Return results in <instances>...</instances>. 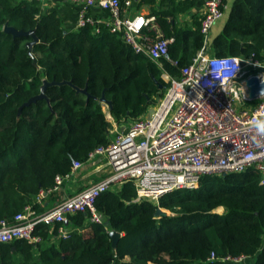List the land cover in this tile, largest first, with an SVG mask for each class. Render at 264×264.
I'll return each mask as SVG.
<instances>
[{"label":"trees","instance_id":"trees-1","mask_svg":"<svg viewBox=\"0 0 264 264\" xmlns=\"http://www.w3.org/2000/svg\"><path fill=\"white\" fill-rule=\"evenodd\" d=\"M136 4L148 6L154 18L142 34L155 38L154 26L172 39L168 54L176 65L135 53L105 24L67 32L57 14L44 13L36 1L0 0V222L13 224L27 207L44 213L43 194L49 204L60 202L64 193L54 190L56 177L111 142L104 108L119 127L144 118L168 86L164 71L178 78L201 51L264 60V0H234L210 45L201 18L190 25L180 20L191 0ZM6 26L33 31L37 42L29 46L32 36L14 37ZM44 81L71 85L50 86L45 99L28 103ZM135 198L131 183L108 191L95 203L101 224L73 215L65 238L59 234L64 223L37 226L42 243L0 244V264H264V185L254 171L204 176L157 206ZM158 208L166 216L156 218ZM111 232L120 235L115 242ZM226 257L246 260L222 262Z\"/></svg>","mask_w":264,"mask_h":264},{"label":"built area","instance_id":"built-area-1","mask_svg":"<svg viewBox=\"0 0 264 264\" xmlns=\"http://www.w3.org/2000/svg\"><path fill=\"white\" fill-rule=\"evenodd\" d=\"M33 1L44 3L46 0ZM64 1L80 7L76 30L87 25L96 28L100 24L89 16L90 10L97 8L109 15V22L105 23L109 30L121 33L135 53L156 63L171 62L168 47L172 39L165 38L154 26L155 38L142 34L145 27L153 24L154 18L126 16L132 0ZM223 11L222 0H204L200 31L206 42L213 26L223 17ZM209 58L217 57L209 51L199 52L190 65L181 68L178 78L164 71L162 77L167 79L168 86L150 116L147 117V112L144 118L121 125L122 130L115 124L111 142L90 155L89 161L98 160L107 168V173L44 213L38 214L27 207L15 217L13 224L0 222V244L16 240L40 244L41 237L34 234L37 226L53 227L79 213L88 215L89 222L101 224L103 218L96 211V200L108 191L120 190L127 183L135 189L134 202L147 201L156 206L169 193L196 187L204 176L254 171L264 185V142L255 143L254 133L248 127V121L264 111V98L250 100L251 87L247 84L255 78L264 84V67L257 66H264V60L239 57L241 62L234 83L244 88V99H235L220 90L219 80H213L210 74L200 76ZM171 63L176 65V62ZM208 81L213 82L211 86ZM201 91L203 99L197 96ZM230 95L235 97L236 93ZM82 165L73 162L68 175L57 176L54 190H60L69 175ZM59 234L65 238L67 230L60 228ZM211 260H215L213 255ZM245 260V257H226L221 261Z\"/></svg>","mask_w":264,"mask_h":264},{"label":"crops","instance_id":"crops-1","mask_svg":"<svg viewBox=\"0 0 264 264\" xmlns=\"http://www.w3.org/2000/svg\"><path fill=\"white\" fill-rule=\"evenodd\" d=\"M13 3H20L22 1H33V0H10ZM136 1L132 0V5L127 10V17L133 18L138 15L149 16V7L141 6L140 9L136 7ZM180 1V0H177ZM193 5L189 12L184 15L180 20L187 22L189 25L193 23L194 20L200 19L203 14L204 0H191ZM160 0H156V5L159 4ZM234 0H224V11L223 17L216 22L210 32V36L208 39V45L211 44L212 39L221 31L223 25L225 24L229 12L231 10V6ZM38 3V2H37ZM39 7L44 13L55 12L60 19L62 28L67 32L76 31V22L78 18V13L80 7L75 4H70L64 0H46L44 3H38ZM89 16L93 21L100 22V24H105L109 22V15L106 12H103L97 8H93L89 12ZM193 26V25H192ZM106 116L108 120L112 123V131L115 129V123L111 116L106 112ZM121 129V127H120ZM122 130V129H121ZM107 173V168L102 166L101 162L89 161L83 164L77 171L71 173L69 178H67L62 184L60 190L63 191L64 195L62 197L64 199L75 195L81 190L85 189L89 185L99 181L105 174ZM43 200L45 211L49 210L53 206H55L58 202L48 203V198L46 195H41ZM64 230L68 231L70 226L68 222L65 224Z\"/></svg>","mask_w":264,"mask_h":264},{"label":"clouds","instance_id":"clouds-1","mask_svg":"<svg viewBox=\"0 0 264 264\" xmlns=\"http://www.w3.org/2000/svg\"><path fill=\"white\" fill-rule=\"evenodd\" d=\"M240 62L241 59L239 57L209 58L205 61L200 76L210 74L213 80H219L220 90L224 91L231 98L244 99V88L234 83V77L239 70ZM257 66L264 67L259 64H257ZM196 83H198V81ZM212 83V81L207 82L208 86H211ZM233 92L236 93L235 97L230 95ZM197 96L203 99L202 91L198 92ZM260 96L264 98V90H261ZM248 127L254 133L252 140L255 143L264 142V111L254 115L253 118L248 121Z\"/></svg>","mask_w":264,"mask_h":264},{"label":"water","instance_id":"water-1","mask_svg":"<svg viewBox=\"0 0 264 264\" xmlns=\"http://www.w3.org/2000/svg\"><path fill=\"white\" fill-rule=\"evenodd\" d=\"M4 31L6 33L12 34L14 37L32 36L34 41L32 43H30L29 46H32L33 44H35L37 42V38L35 37L33 31L21 32V31H18L16 29L12 28V27H8V26L5 27ZM63 84L71 85L70 82H63V83L59 84V83H54V82L53 83H48V82L44 81L42 87L40 88V94L38 96H35V97L31 98L28 103H33V102H36L37 100L45 99L46 98L45 90L48 87L54 86V85H63ZM247 84L249 85V87H251V93L249 95V99L250 100H255V99L261 98L260 92H261V90H264V84H260L259 80L256 79V78L248 81ZM101 101L103 103H105L106 105L110 106V102H106L104 96H102ZM151 113H152V110H149L148 114H147V117H149ZM44 195H46V194H44ZM161 216H163V217L166 216V213L163 212L159 208L156 209L155 217L158 218V217H161ZM66 223H67V221L65 222V224ZM110 236L113 238V240L115 242L116 240H118L120 235L118 233H116V232H111Z\"/></svg>","mask_w":264,"mask_h":264},{"label":"rangeland","instance_id":"rangeland-1","mask_svg":"<svg viewBox=\"0 0 264 264\" xmlns=\"http://www.w3.org/2000/svg\"><path fill=\"white\" fill-rule=\"evenodd\" d=\"M163 79H164L165 82H167V79H166V78L163 77ZM157 102H158V100L156 101V103H157ZM154 106H155V104L152 105V106L149 108V110H152ZM104 111L107 112L106 108H104ZM131 122H132V121H130V122H128V123H131ZM215 212L218 213V214H222V210H221V209H217ZM167 213H168L170 216H174V215H175L174 213H169V212H167Z\"/></svg>","mask_w":264,"mask_h":264},{"label":"snow or ice","instance_id":"snow-or-ice-1","mask_svg":"<svg viewBox=\"0 0 264 264\" xmlns=\"http://www.w3.org/2000/svg\"><path fill=\"white\" fill-rule=\"evenodd\" d=\"M141 23H142V21H141Z\"/></svg>","mask_w":264,"mask_h":264}]
</instances>
